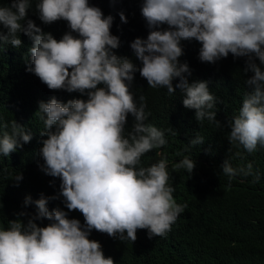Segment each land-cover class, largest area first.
Returning <instances> with one entry per match:
<instances>
[{"label":"clouds","instance_id":"9594fccd","mask_svg":"<svg viewBox=\"0 0 264 264\" xmlns=\"http://www.w3.org/2000/svg\"><path fill=\"white\" fill-rule=\"evenodd\" d=\"M33 3L10 0L0 6V50L5 44L21 47L23 33L32 41L27 71L49 90L87 99L61 102L47 96L39 101L40 169L60 179L59 192L41 194L35 201L26 197L24 204L34 203L35 214L21 211L7 227L0 225V264H115L99 241L89 239L93 230L133 243L138 230L157 240L171 236L177 226L198 229L207 209L199 204L204 191L186 190L196 162L165 147V132L173 129L148 122L145 97L138 102L131 90L134 74L139 71L153 89H167L172 108L181 115L195 116L200 124L207 120L217 129L227 127L231 146L249 154L264 148V0H143L141 14L149 32L130 44L140 67L134 58L115 53L121 42L111 33L114 17L89 0H35L43 24L67 22L70 31L59 40L27 18ZM119 16L127 23L123 12ZM192 39L201 44V62L215 64L227 57L238 62L243 57V72L251 73L245 81L250 91L226 125L217 119V104L223 103L212 92L217 77L205 78L179 60L181 42ZM129 114L134 119L126 128ZM32 138L27 126L15 120L3 123L0 116V156H9ZM203 143L204 137L197 135L185 151ZM221 173L229 181L237 176H252V183L260 180L253 162L234 168L226 159ZM14 179L23 177L16 174ZM61 197L68 211H50L49 201ZM72 211L82 214L83 224L69 218ZM43 220L49 223H37Z\"/></svg>","mask_w":264,"mask_h":264},{"label":"trees","instance_id":"16d2710c","mask_svg":"<svg viewBox=\"0 0 264 264\" xmlns=\"http://www.w3.org/2000/svg\"><path fill=\"white\" fill-rule=\"evenodd\" d=\"M9 2L0 0V6H6ZM142 3L143 0H89V4L99 7L105 16L114 17L111 33L118 36L121 42L115 53L134 58L133 63L138 67L142 64L135 57L130 44L136 38L146 39L149 32L141 14ZM120 12L127 17V23L121 22ZM27 18L46 33H52L57 40L70 31L64 20L43 24L35 9V0ZM19 38L21 47L5 44L0 50V116L3 123L15 120L27 126L33 138L9 156H0V225L4 227H7L8 220L16 219V214L21 211L35 214L34 203L24 204L26 197L30 196L35 201L41 194L48 197L59 192L60 179L48 176L40 169L43 160L39 155L42 147L39 133L43 130V122L35 114L39 101H44L47 96L49 99L55 96L61 102L87 99L79 93L49 90L37 76L27 71L30 66L28 49L32 41L23 33L19 34ZM181 44L184 50L179 58L181 63L187 62L189 68L205 78L217 77L218 81L211 83L213 94L223 101L217 104V119L226 125L241 106L244 94L250 91L245 81L251 73L243 72L245 58L232 62L227 57L215 64L205 63L198 58L201 44L195 43L194 39L182 41ZM131 90L137 100L141 95L145 97L146 111L151 113L148 122L163 130L172 128L176 133L165 132L168 141L165 147L173 152H183L195 160L196 174L189 178L186 190L204 191L199 204H205L207 209L198 229L177 226L165 239H149L142 234V230L137 231V239L133 243L95 230L89 239L99 241L105 257H112L115 264H264V148L258 147L255 153L249 154L242 147L231 146L227 139V127L217 129L207 120L200 124L195 116L181 115L172 108L173 99L166 96L167 89L149 87L139 71L134 74ZM133 119L129 114L126 128L131 127ZM193 122H197L196 125ZM197 135L204 137V143L185 151L189 141ZM226 159L234 168L253 162L254 171L259 170V182L252 183V176H237L229 181L221 173V165ZM157 161L154 152L153 163ZM16 174H21L23 179L17 182L14 179ZM171 176L177 178L174 173ZM56 207L68 211L62 197L49 201L50 211ZM68 215L84 223L79 211L69 212ZM37 223L45 226L49 222L43 220Z\"/></svg>","mask_w":264,"mask_h":264},{"label":"rangeland","instance_id":"374dc122","mask_svg":"<svg viewBox=\"0 0 264 264\" xmlns=\"http://www.w3.org/2000/svg\"><path fill=\"white\" fill-rule=\"evenodd\" d=\"M163 149V148H162Z\"/></svg>","mask_w":264,"mask_h":264}]
</instances>
